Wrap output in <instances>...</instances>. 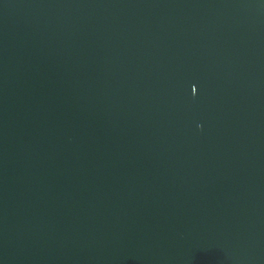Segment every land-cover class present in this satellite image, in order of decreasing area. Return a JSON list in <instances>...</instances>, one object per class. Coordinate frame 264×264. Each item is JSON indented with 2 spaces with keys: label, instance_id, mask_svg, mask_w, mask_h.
Segmentation results:
<instances>
[{
  "label": "water",
  "instance_id": "water-1",
  "mask_svg": "<svg viewBox=\"0 0 264 264\" xmlns=\"http://www.w3.org/2000/svg\"><path fill=\"white\" fill-rule=\"evenodd\" d=\"M0 264H264V0H0Z\"/></svg>",
  "mask_w": 264,
  "mask_h": 264
}]
</instances>
